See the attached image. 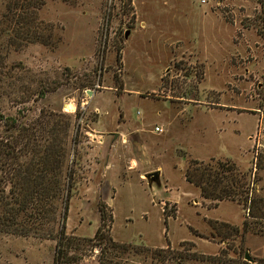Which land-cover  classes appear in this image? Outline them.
<instances>
[{
	"label": "rangeland",
	"instance_id": "obj_1",
	"mask_svg": "<svg viewBox=\"0 0 264 264\" xmlns=\"http://www.w3.org/2000/svg\"><path fill=\"white\" fill-rule=\"evenodd\" d=\"M37 1L30 16L44 42L0 35V112L70 117L73 182L57 222L70 236L65 264L263 257L264 219L250 207L264 198V147L254 155L250 136L264 143V0ZM16 2L0 0V29L15 23L6 13ZM205 168L211 189L216 171L223 183L238 179L234 198L217 205L186 181ZM157 169L153 183L146 173ZM101 203L111 242L95 237ZM55 248V239L0 231V264H53Z\"/></svg>",
	"mask_w": 264,
	"mask_h": 264
},
{
	"label": "trees",
	"instance_id": "obj_2",
	"mask_svg": "<svg viewBox=\"0 0 264 264\" xmlns=\"http://www.w3.org/2000/svg\"><path fill=\"white\" fill-rule=\"evenodd\" d=\"M30 4L36 8L40 5L37 0H17L14 6L18 8V14L13 10L14 6L9 5L7 21L15 23L0 29V35H9L10 43L16 41L17 46L23 42H44L43 32L38 26L32 27L34 20L30 14L35 12ZM50 116H56L53 123H50ZM70 123V117L63 113L49 117L40 113L27 121L19 115L0 112V231L55 239L53 264L69 261L64 260L66 252L63 244L70 236H67L64 224L57 222L59 215L65 216L67 213L73 182L72 169L65 167L68 152L65 137ZM258 164L264 168V153L258 159ZM221 165L225 166V163ZM207 174L211 177V169L201 172L198 177L187 170L185 178L200 188L204 198H212L215 203L228 197L234 198L237 193L235 186H240L238 179L223 183L225 176L216 171L209 179L211 189L204 184L203 177ZM251 202V216L264 219V198L253 196ZM106 207L104 203L99 205L101 225L95 237L111 242V237L103 230L107 218L111 219V215L104 211ZM248 227L249 223L245 220L244 229ZM254 264H264V256L255 259Z\"/></svg>",
	"mask_w": 264,
	"mask_h": 264
},
{
	"label": "built area",
	"instance_id": "obj_3",
	"mask_svg": "<svg viewBox=\"0 0 264 264\" xmlns=\"http://www.w3.org/2000/svg\"><path fill=\"white\" fill-rule=\"evenodd\" d=\"M200 3H205L206 2V0H198ZM155 130H160V127L159 126H155ZM250 138H252L253 139V141H254V147H255V151H254V155H256V154H258V149H259V147H264V143H263V141L261 142V137H257V136H250ZM255 158H256V156H255ZM249 208H247V214H249Z\"/></svg>",
	"mask_w": 264,
	"mask_h": 264
},
{
	"label": "water",
	"instance_id": "obj_4",
	"mask_svg": "<svg viewBox=\"0 0 264 264\" xmlns=\"http://www.w3.org/2000/svg\"><path fill=\"white\" fill-rule=\"evenodd\" d=\"M126 34H128V32H126ZM159 175H160V171L158 169L146 173V177L151 182H159ZM245 257L246 258H249V255L248 254H245Z\"/></svg>",
	"mask_w": 264,
	"mask_h": 264
},
{
	"label": "bare ground",
	"instance_id": "obj_5",
	"mask_svg": "<svg viewBox=\"0 0 264 264\" xmlns=\"http://www.w3.org/2000/svg\"><path fill=\"white\" fill-rule=\"evenodd\" d=\"M66 106H67V109L72 108V103H68Z\"/></svg>",
	"mask_w": 264,
	"mask_h": 264
},
{
	"label": "crops",
	"instance_id": "obj_6",
	"mask_svg": "<svg viewBox=\"0 0 264 264\" xmlns=\"http://www.w3.org/2000/svg\"><path fill=\"white\" fill-rule=\"evenodd\" d=\"M186 179V178H185ZM159 181H160V175H159ZM187 181V180H186ZM189 182V181H188ZM154 183V182H153ZM189 183H191V182H189ZM192 184V183H191ZM173 192H175V191H173ZM178 197H179V195H178ZM219 203H220V201L218 202V204L217 205H219ZM216 205V206H217Z\"/></svg>",
	"mask_w": 264,
	"mask_h": 264
}]
</instances>
